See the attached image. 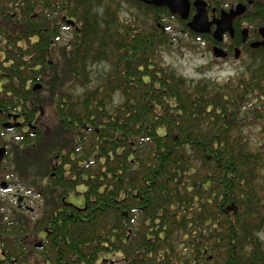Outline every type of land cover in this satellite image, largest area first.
<instances>
[{
  "label": "trees",
  "instance_id": "trees-1",
  "mask_svg": "<svg viewBox=\"0 0 264 264\" xmlns=\"http://www.w3.org/2000/svg\"><path fill=\"white\" fill-rule=\"evenodd\" d=\"M97 6L0 0V117L22 122L0 172L42 203L8 221L0 204V264H264V47L234 77L193 81L162 61L160 26Z\"/></svg>",
  "mask_w": 264,
  "mask_h": 264
},
{
  "label": "rangeland",
  "instance_id": "rangeland-1",
  "mask_svg": "<svg viewBox=\"0 0 264 264\" xmlns=\"http://www.w3.org/2000/svg\"><path fill=\"white\" fill-rule=\"evenodd\" d=\"M91 1L93 6L96 4L99 5L97 6L99 7V14L103 12L104 8L105 14L108 13L113 18L117 16L120 23L125 28L126 25L132 24L133 28L140 30V26L142 24L148 25L150 23H156V21H159L153 19L152 13L150 11L144 9L137 10V8L133 6L134 4L132 2H128L127 0ZM97 7H95V10ZM105 8H108L109 10L107 11ZM162 24L163 26L165 25V30L164 28L163 30L166 32L169 42L168 48L163 49L161 52L162 61L175 68L176 71L181 73L185 78L193 81L199 79H210L222 82L230 77H234L240 74L242 70H244L243 63H245L247 59L246 53L243 54V56L239 60H235L233 59V57L228 60L215 58L211 48H209L207 45V41L205 39L199 40L186 35L183 25L178 20L165 18V24ZM61 28V38L59 41H57L52 50V57L54 58H52V61H54V63L55 61H57V65L59 66V68H62L63 64H65V60L67 57H64V54L65 56L68 54V41H70L71 37L73 36L72 30L66 24H64V26H61ZM37 116L39 118H37L36 121H41L40 123H53L54 116H52L49 111H44L43 115ZM253 129L255 133L259 130L258 126H255ZM17 132V129L4 132L2 138L5 140V142L8 143L7 149H9L11 145L17 142ZM254 140V143L257 144L263 141V139H258L255 137ZM12 159V152L9 151L8 154L2 159L3 161L1 162V167L5 166L7 169L8 164H10ZM6 169L1 170L0 172V182L4 181L8 185V188L0 187V204L4 203V207L6 208L7 205L5 204L8 203V205L12 206V212H15V210H18V208L16 198H14V194L23 196L26 195L27 197H25L27 198V200L24 205L31 207L33 210V213L27 215L30 216L32 220L36 219L42 214V203L40 197H37L36 195H34V193L31 192H21L20 188H18V186L15 184L16 182H14V180H12V178L7 175L8 170ZM2 172H4V174H2ZM42 185L43 184H41V186ZM67 199L70 203L80 207L84 203L83 196L76 193V191L72 192ZM5 208L3 209V212H5ZM259 237L261 238V240L264 239V227Z\"/></svg>",
  "mask_w": 264,
  "mask_h": 264
},
{
  "label": "flooded vegetation",
  "instance_id": "flooded-vegetation-1",
  "mask_svg": "<svg viewBox=\"0 0 264 264\" xmlns=\"http://www.w3.org/2000/svg\"><path fill=\"white\" fill-rule=\"evenodd\" d=\"M128 2H132L135 8L138 9H144L148 10L152 13L153 19L155 20H161L165 24V18L166 19H176L178 20L184 27V32L186 35L189 37H194L199 40L205 39L207 41V45L209 48H211L212 53L213 49L215 47H218L222 49L226 55L224 57H215V58H221L222 60H228L233 57L235 60H239L243 54H245L249 49H259L263 46L259 47H251V43L260 41L262 40V35L259 32L260 28L264 29V0H187V10H186V16L182 18L179 14L175 13L172 14L169 10V8L165 5L163 6H158L154 3H151L153 0H127ZM243 4L245 6L244 11L238 15L235 16L234 19L232 20V27H233V34H230L229 31L224 32L221 35L220 40H216L213 36L214 31L217 27L216 21L220 19L222 12H229L231 9L235 8L237 4ZM149 8V9H148ZM155 9H162L168 12L170 16H163L162 18V13H165L164 11H160V13L156 14ZM202 9L201 12H204L206 16V22L205 23H200L199 25L195 22V16L199 13V11ZM43 10L42 13L40 14V18L43 17ZM71 19V18H70ZM68 19V20H70ZM64 23L72 30V37L71 40L68 41V46L69 50L72 46L73 40H74V32L76 29L75 21L72 19L74 24H67V19L63 18ZM154 20V21H155ZM156 24L160 26L162 29L165 27L159 23V21H156ZM194 26V27H193ZM195 29H208L206 32H198ZM42 30V29H40ZM62 30V28H61ZM243 35H246L245 41H243ZM61 38V31L60 35L57 38L56 41H59ZM236 50H238V55L235 56ZM0 113H4L2 110ZM0 119H3L0 127V148L4 147L5 148V154L3 155V158L8 154V143L5 142V140L2 138L4 132L10 131L8 128H3L2 124L5 122H14V118L8 113H5V116L0 117ZM16 120V119H15ZM18 121V119H17ZM19 122V121H18ZM22 124V122L20 121ZM22 126V125H20ZM17 129V127H14L12 130ZM7 146V147H5ZM2 158V159H3ZM1 160L0 162H2ZM8 175V172H7ZM4 182V181H3ZM5 183V182H4ZM0 187L3 188H8L7 183H5L4 186L1 185L0 182ZM21 192L24 191V193H28V189L25 187L20 188ZM19 192V191H18ZM22 195L21 196V201H18V198L20 197L19 194H14V198H16V203H17V208L20 211H23L26 215L33 213V210L30 209L28 206H25V202L27 200V196ZM20 202V203H19ZM5 207H3L1 210L5 208V217L7 218L11 216L12 213V207L6 203ZM9 206V207H8ZM80 207V206H77ZM83 207V205L81 206ZM8 208V209H7ZM28 216V215H27ZM30 217V216H29ZM38 218V217H37ZM8 240V235L6 237ZM11 260H9V263Z\"/></svg>",
  "mask_w": 264,
  "mask_h": 264
},
{
  "label": "water",
  "instance_id": "water-1",
  "mask_svg": "<svg viewBox=\"0 0 264 264\" xmlns=\"http://www.w3.org/2000/svg\"><path fill=\"white\" fill-rule=\"evenodd\" d=\"M151 3H154L158 6H167L170 10V12L172 14H179L182 18H184L186 16V10H187V0H153ZM245 6L241 3L237 4L235 8L231 9L229 12H222L220 19H218L216 21V29L214 31V38L216 40H220L221 39V35L226 32L229 31L230 34H233V27H232V20L234 19L235 16L240 15L243 11H244ZM202 9L199 11V13L194 17L195 18V22L199 25L200 23H205L206 22V16L204 14V12H201ZM67 24H74L73 21L68 20ZM194 27V26H193ZM196 31H200V32H206L208 31V29H195ZM259 32L262 35V40L260 41H256L251 43V47H259V46H263L264 45V29L260 28ZM246 35H243V41H245ZM213 55L215 57H224L226 55V53L218 48L215 47L213 49ZM238 55V50H236L235 56ZM41 88V84L40 83H36L33 86V90L36 89H40ZM40 115H43L44 111L42 107L38 108ZM16 117H14L15 119ZM20 125L19 122H14V123H10V122H5L2 124L3 128H8V129H12L14 127H18ZM32 127V124L29 125ZM5 154V148L2 147L0 148V160H2L3 155ZM2 186L5 185L4 182L1 183ZM19 201H21V197L18 198ZM229 210L232 209V207H228ZM41 243L37 242L35 243V247H40Z\"/></svg>",
  "mask_w": 264,
  "mask_h": 264
}]
</instances>
